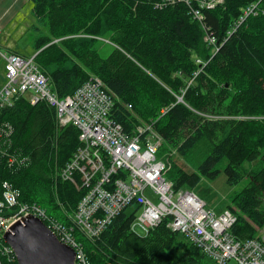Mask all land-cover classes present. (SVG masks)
<instances>
[{"label": "trees", "instance_id": "obj_1", "mask_svg": "<svg viewBox=\"0 0 264 264\" xmlns=\"http://www.w3.org/2000/svg\"><path fill=\"white\" fill-rule=\"evenodd\" d=\"M155 0H31L46 26L34 60L58 97L97 76L111 95V118L132 133L151 125L161 137L175 189L193 191L220 174L232 186L238 240L264 226V0H224L195 19L184 3ZM255 8L239 25L243 10ZM209 33L214 44L204 39ZM111 50L100 55L99 42ZM130 106V107H129ZM79 130L60 126L45 101L26 93L0 106V199L6 182L18 204H36L68 223L81 190L59 173L79 146ZM158 149V151H159ZM176 156L177 165H170ZM190 159L195 169L179 160ZM167 172V171H166ZM11 208L0 214L8 215ZM135 212L120 211L93 239L78 236L90 264H210L208 255L162 219L145 235L130 229ZM76 235H79L76 233ZM0 264H17L0 238Z\"/></svg>", "mask_w": 264, "mask_h": 264}, {"label": "built area", "instance_id": "obj_2", "mask_svg": "<svg viewBox=\"0 0 264 264\" xmlns=\"http://www.w3.org/2000/svg\"><path fill=\"white\" fill-rule=\"evenodd\" d=\"M223 1L155 0L154 6L184 3L201 22L202 9L214 8ZM255 6L252 3L243 10L238 25ZM204 39L214 44L207 31ZM0 57L5 69L0 106L10 105L14 95L26 93L31 104L45 101L54 108L58 125L79 126V146L59 177L81 190L74 213L64 223L49 217L39 205H19L18 192L5 182L0 212L3 208L15 209H10L8 215L0 214V238L10 223L23 216H36L59 241L74 249V264H90L78 236L98 237L120 211L132 205L136 208L132 211L135 217L130 229L137 235L147 234L169 217L168 226L202 248L212 260L210 264H227L230 260L235 264H264V228H257L258 238L235 239L230 234L236 222L233 211L225 209L216 213L193 191L175 189L166 177L169 166L156 156L161 137L149 124L136 126L130 134L125 132L111 118L113 101L99 77L89 78L73 94L60 98L50 90L48 79L39 70L34 56L0 49ZM147 188L157 195L156 203L146 196ZM8 249L12 252L9 246Z\"/></svg>", "mask_w": 264, "mask_h": 264}, {"label": "rangeland", "instance_id": "obj_3", "mask_svg": "<svg viewBox=\"0 0 264 264\" xmlns=\"http://www.w3.org/2000/svg\"><path fill=\"white\" fill-rule=\"evenodd\" d=\"M6 19L9 20L7 21ZM0 30L1 50H13L22 56L31 57L34 51V39L39 34L46 32V26L39 22L34 16L31 0H19L17 4L10 7L9 15L0 22ZM98 50L101 56L106 57L111 50V46L106 39H103V42H99ZM4 82V60L0 57V89ZM156 156L166 161L167 155H163L162 147L157 151ZM176 160V156L170 157V165H177ZM178 163L185 169L189 168L186 164L191 166L190 169H195L197 166V163L190 159H180ZM167 165L169 166L168 163ZM168 170L166 172L167 178H169L171 171H175L174 166L171 168V171ZM244 184L245 180H242L238 184L230 186L225 182L224 175L220 174L216 179L212 180L203 178L198 187L193 189V192L205 202L207 208L212 209L214 212H221L227 205L234 206L231 201V196ZM145 194L152 202H157V195H155L150 188H147ZM135 208V206L131 205L127 208V211L131 213ZM227 264H235V261L230 260Z\"/></svg>", "mask_w": 264, "mask_h": 264}, {"label": "water", "instance_id": "obj_4", "mask_svg": "<svg viewBox=\"0 0 264 264\" xmlns=\"http://www.w3.org/2000/svg\"><path fill=\"white\" fill-rule=\"evenodd\" d=\"M2 238L17 264H74V249L59 241L36 216H23L10 223Z\"/></svg>", "mask_w": 264, "mask_h": 264}, {"label": "crops", "instance_id": "obj_5", "mask_svg": "<svg viewBox=\"0 0 264 264\" xmlns=\"http://www.w3.org/2000/svg\"><path fill=\"white\" fill-rule=\"evenodd\" d=\"M18 1L19 0H0V22L3 21L4 18L9 15V9H10V7L12 5L17 4ZM6 20L8 21L9 19H6ZM14 52H16V51H14Z\"/></svg>", "mask_w": 264, "mask_h": 264}, {"label": "bare ground", "instance_id": "obj_6", "mask_svg": "<svg viewBox=\"0 0 264 264\" xmlns=\"http://www.w3.org/2000/svg\"><path fill=\"white\" fill-rule=\"evenodd\" d=\"M72 124V123H71ZM74 125V124H73ZM75 127H77L78 130H80L78 125H74ZM255 238V237H254ZM254 238H246V239H254Z\"/></svg>", "mask_w": 264, "mask_h": 264}]
</instances>
